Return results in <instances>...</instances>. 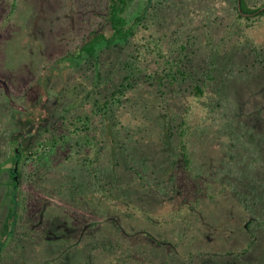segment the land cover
I'll return each instance as SVG.
<instances>
[{"label": "rangeland", "instance_id": "1", "mask_svg": "<svg viewBox=\"0 0 264 264\" xmlns=\"http://www.w3.org/2000/svg\"><path fill=\"white\" fill-rule=\"evenodd\" d=\"M161 1L136 0L128 10V19L133 22L139 14L142 17L139 26L149 23L151 30L147 33H154L164 39L166 44L177 40L176 32L179 30H183L179 33L182 38L192 31L193 36L197 35L198 43L209 32L206 40L203 38L201 41L200 51L198 49V54L205 57L213 54L215 48L222 50L223 46L227 53L218 59L215 86L221 85L218 82L223 79L222 94L237 103L241 119L256 127L257 138L253 140L264 159V68L258 65L252 67L255 59L244 44L246 38L225 34V24H229V17L222 26L215 25L210 31L206 28L200 14H204V10H208V5L214 4L215 0H170V5L164 7L159 6ZM12 3V0H0V163H8L11 159L7 164L9 172L0 165V172H5L0 176V195L15 191L13 176L9 170L16 164L13 161L15 151L21 145L30 144L41 129L43 131L47 122L46 112L53 109L58 101L80 111L82 100L73 95L74 86L83 81V63H77L73 58H62L70 50L77 52L76 41L98 23L95 15L84 11L88 3L93 7L98 0H17V7L11 12ZM190 3L200 14L191 9ZM68 8L69 11L66 12ZM221 15L227 16L225 13ZM250 34L262 46L263 51L264 26L258 30H250ZM122 49L123 47H119L118 53ZM232 55L237 58L241 68L250 70V78L242 75L238 79L231 77L230 63L235 59ZM118 57L114 52H106L102 61H119ZM149 89L146 84L137 87L136 95L133 96L137 99L143 97L153 110V122L139 135L144 136L145 140H140L141 146L137 154L147 158L155 167L153 170L158 175V182L166 184L171 179L170 176H173L168 158L175 145L166 150L161 142L160 127H156L160 98L155 95L156 90ZM173 96L170 99L172 106L182 103L186 96L188 101L187 94H183L181 98ZM133 104V101L128 102V105ZM211 132L202 131L197 134L192 150L195 162L202 167L205 175L221 167L224 158L216 134ZM13 142L21 145L12 147ZM253 165L255 167L250 168V175L257 180L236 183L238 188L249 195L253 191L260 193L258 189L264 184V167L254 170L257 166H263L264 162H255ZM123 177L121 187L127 190L131 176L125 173ZM49 180L47 187L53 196H44L42 199L46 201L36 205L34 212H30V220L35 226L25 239V250L20 251L15 243L10 247L0 248V255L9 264H47L49 260L54 258L55 261L56 257H60L59 250H62L60 258L64 264H76V259L82 257L85 249L92 247L93 252L99 253L101 246L107 247L109 252L100 255L96 259L97 264H161L164 261H167L165 264H207L203 258L210 262L225 261L227 256L223 254L226 251L243 249L249 240V231L245 227L247 218L239 206L237 194H229L232 191L228 189L219 197L216 194L220 190L219 184L208 182L207 179L198 181L191 177L192 183H187L183 177L177 176L175 185L178 186V191H169L168 194L137 189L130 210L125 208V203L114 199L108 202L94 198H83L81 202L76 199L72 201L73 192H68L69 189L55 190L59 180L54 177ZM41 185L22 182L19 174L20 193L28 192L30 196L40 199ZM199 187L203 189L200 191L201 195L194 191ZM20 193L17 195L18 200ZM3 195L0 201V219L4 215V203L9 208L11 206V198L3 201ZM261 203H264V198ZM107 215L115 217L118 227L107 223ZM63 221L67 222L68 230L71 227L74 231L71 242L82 239V248H75L71 243L62 242L63 245H60L45 241L44 236L56 227L55 224H62ZM93 223L100 225L94 233H82L83 229ZM51 226L47 232V227ZM6 229L0 223V232ZM66 230L67 228L62 229L65 235ZM141 230H147L157 240L169 244L163 246L150 243L146 234H140ZM17 231L20 235L21 232ZM253 232L258 235L257 245L248 257L236 256V259L264 264V230L254 229ZM50 233L56 234L52 231ZM132 233H137V236L130 237ZM155 246L165 249L155 250ZM168 253H171L169 259Z\"/></svg>", "mask_w": 264, "mask_h": 264}, {"label": "trees", "instance_id": "2", "mask_svg": "<svg viewBox=\"0 0 264 264\" xmlns=\"http://www.w3.org/2000/svg\"><path fill=\"white\" fill-rule=\"evenodd\" d=\"M135 1L98 0L93 7L88 3L84 9L86 14L95 15L98 23L76 41L77 52L70 50L62 58V60L73 58L77 63H83L81 65L85 69L81 78L83 81L74 86L73 95L78 100L81 98V109L79 111L69 104L62 105V102L58 101L54 103L51 111L46 112L47 122L43 131L40 128L37 138L27 146L19 142L12 143V147L21 145L15 151L13 161L16 163L19 158L22 182L42 184L39 187L41 195L39 199L37 196H30L28 192L20 193L21 186L15 188L14 184L15 191L11 194L3 195L1 191L5 197L3 201L11 198V206L9 208L6 202L3 206L4 215L0 223L7 229L0 232V248H7L15 243L20 251L25 250L23 245L25 239L35 226L30 220L32 214L30 212H34L36 205L46 201L42 199L44 196H53L47 187L50 184V177L59 180L55 190L69 189L68 192H73L72 201L76 199L81 202L83 198H94L108 202L114 199L125 203V208L130 210L137 189L168 194L169 191H178L175 180L177 176H181L187 183H192L191 177L198 181L207 179L208 182L218 183L220 190L216 194L219 197L228 189L232 191L229 194L236 193L239 206L247 218L245 227L249 231V240L243 249L226 251L223 254L227 256L226 260L222 259L225 261L210 262L205 258L202 260L207 264H253V261L249 260L239 261L236 256L248 257L258 243V235L253 230H264V203H261L264 198V184L258 189L260 193L253 191V194L249 195L238 188L236 183L257 180L256 177L251 178L250 168L255 167L253 165L255 162H264V159L253 140L257 138L256 127L241 119L237 103L222 94L223 79L218 82L221 85L215 86L218 59L223 58L227 51L222 46V50L215 48L213 54L209 56L198 54L201 41L203 38L206 40L209 32L202 36L198 43V37L193 36L192 31L182 38L179 33L183 30H179L176 32L177 40L166 44L164 39L154 33H147L151 30L149 23L146 26H139L142 21L139 14L133 22L128 19V10ZM12 2L11 12L17 7V0ZM169 2L170 0H162L159 6L170 5ZM191 9L200 14L195 8ZM222 13L227 16H222ZM200 17L209 31L215 25L225 24L224 21L229 17V24H225V34L246 38L244 44L248 46L255 59L252 67L258 65L264 68V50L262 51V46L250 34V30H258L264 26V0H215ZM119 47L123 49L118 53ZM106 52L118 54L119 61L111 60L108 63L102 61V56ZM234 58L230 63L231 77L238 79L242 75L250 78L248 74L250 70L241 68L237 58L235 56ZM144 84L149 86V90H156L155 95L160 98L155 122L156 127H160L162 144L166 150L175 145L170 153L171 157L168 158L173 176H170L171 179L166 184L158 182V175L153 170L155 167L147 158L137 154L141 146L140 140H145L144 136L139 135L153 122L150 103L143 97L138 99L133 97L136 95L137 87ZM183 94L188 95V101L186 96L184 98L186 102L183 99L182 103L172 106L170 101L172 96L181 98ZM130 101L134 104L128 105ZM88 104L90 111L87 109ZM202 131L208 133L212 131L211 133L216 134L220 143L219 148L223 149L224 155L221 167L215 172H208L207 175L195 162L192 153L195 137ZM10 161L11 159L8 163ZM6 162L0 165L9 172ZM257 167L254 168L255 171L264 165ZM9 170L12 175L13 169ZM4 173L0 172V176ZM125 173L131 176L130 187L127 190L121 187ZM202 190L199 187L194 191L201 195ZM19 193L21 195L18 200ZM106 217L108 224L118 227L115 217L108 215ZM54 226L56 227L52 230H50L52 226L47 227V232L50 230L56 234L49 231L44 236L45 241L60 245H63L62 242L71 243L75 248H82V239L75 243L71 242L74 231L71 227L68 230L66 221ZM98 227H100L98 223H93L83 229L82 233H94ZM63 228H67L66 235L63 234ZM17 229L21 232L20 235ZM141 233L148 236L150 243L163 246L169 244L157 240L147 230H141ZM132 236H137V233H132L130 237ZM61 247L63 249V246ZM154 248L165 249L157 246ZM90 249L83 251L82 257L76 259V264H97L96 259L109 252L107 247L102 246L99 253L93 252L92 247ZM61 251L59 250L60 257ZM168 256H170L168 259L171 258V253H168ZM60 257H56L55 261L54 258L49 260L47 264H64ZM165 263L167 261L161 264ZM0 264L9 263L0 255Z\"/></svg>", "mask_w": 264, "mask_h": 264}, {"label": "water", "instance_id": "3", "mask_svg": "<svg viewBox=\"0 0 264 264\" xmlns=\"http://www.w3.org/2000/svg\"><path fill=\"white\" fill-rule=\"evenodd\" d=\"M12 176L14 181V187H18L19 185V158L15 164V167L12 170Z\"/></svg>", "mask_w": 264, "mask_h": 264}]
</instances>
